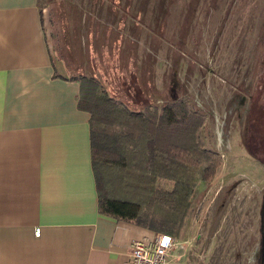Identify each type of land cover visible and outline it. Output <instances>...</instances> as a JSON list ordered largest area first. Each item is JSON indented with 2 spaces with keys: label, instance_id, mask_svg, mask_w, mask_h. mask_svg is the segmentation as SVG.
I'll list each match as a JSON object with an SVG mask.
<instances>
[{
  "label": "rangeland",
  "instance_id": "374dc122",
  "mask_svg": "<svg viewBox=\"0 0 264 264\" xmlns=\"http://www.w3.org/2000/svg\"><path fill=\"white\" fill-rule=\"evenodd\" d=\"M38 7L52 57L81 81L87 108L104 91L121 109L168 114L173 125L159 130L161 145L216 154L213 179L196 182L178 235L149 222L152 237L174 238L170 264H264V0ZM104 181L111 197L126 200L118 175L108 171ZM156 187L171 189L160 180Z\"/></svg>",
  "mask_w": 264,
  "mask_h": 264
},
{
  "label": "crops",
  "instance_id": "0c3cea01",
  "mask_svg": "<svg viewBox=\"0 0 264 264\" xmlns=\"http://www.w3.org/2000/svg\"><path fill=\"white\" fill-rule=\"evenodd\" d=\"M68 73L38 0H0V264H122L152 237L99 211L90 114Z\"/></svg>",
  "mask_w": 264,
  "mask_h": 264
},
{
  "label": "trees",
  "instance_id": "16d2710c",
  "mask_svg": "<svg viewBox=\"0 0 264 264\" xmlns=\"http://www.w3.org/2000/svg\"><path fill=\"white\" fill-rule=\"evenodd\" d=\"M82 102L79 107L90 114L92 168L99 211L147 230L152 228L149 222L157 220L163 232L175 230L178 235L196 182L207 184L213 179L216 154L185 143L161 145L159 130L173 125L168 114L149 117L121 109L104 91L89 108ZM103 122L111 128L108 132L102 128ZM138 155L140 160L136 162L133 158ZM108 171L123 182L126 200H117L109 194L104 181ZM157 180L168 182L171 189H157Z\"/></svg>",
  "mask_w": 264,
  "mask_h": 264
},
{
  "label": "built area",
  "instance_id": "2783aa9c",
  "mask_svg": "<svg viewBox=\"0 0 264 264\" xmlns=\"http://www.w3.org/2000/svg\"><path fill=\"white\" fill-rule=\"evenodd\" d=\"M40 234L41 229H35L34 236L39 237ZM174 251V238L167 233H160L150 239L134 241L122 264H170Z\"/></svg>",
  "mask_w": 264,
  "mask_h": 264
}]
</instances>
